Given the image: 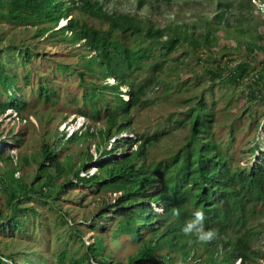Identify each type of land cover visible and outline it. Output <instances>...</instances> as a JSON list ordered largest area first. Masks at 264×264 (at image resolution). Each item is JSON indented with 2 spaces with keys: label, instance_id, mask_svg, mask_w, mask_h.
Returning <instances> with one entry per match:
<instances>
[{
  "label": "trees",
  "instance_id": "trees-1",
  "mask_svg": "<svg viewBox=\"0 0 264 264\" xmlns=\"http://www.w3.org/2000/svg\"><path fill=\"white\" fill-rule=\"evenodd\" d=\"M105 1L109 0H0V26L33 27L37 30L34 36L37 43L55 38L58 43L80 49L75 55L76 63H56L46 70L37 66L41 60L51 58L47 56L43 59L42 54L34 51L35 45L3 44L0 36V118L8 109L13 108L18 113L29 110L32 103L28 95L23 93L26 91L35 99V105L45 103L55 106L66 99L65 105L75 107L79 114L96 122L106 120L105 130L93 132L92 126L88 125L80 136L75 134L68 139L67 144L99 135L100 151L105 145L104 140L108 141L106 136H115L132 128L133 112L144 111L161 102L177 107L156 123L161 135L182 134L183 130L189 129L192 136L190 142L186 138L189 151L183 148L162 162H157L147 146V141L154 136L146 138L147 134H138L143 141L139 150L132 151L122 161L104 160L105 152L101 153L95 162L99 173L94 176H80L82 171L90 168L92 158L89 153L79 154L81 161L75 165L69 157L65 161L61 160L57 151L51 150L48 145L43 146L38 160L26 157L23 166L17 163L12 172L4 170L0 173V191L7 195L6 213L0 210L1 234L9 235L10 241L16 242L17 237H31L35 229H40L46 242L47 231L43 229L46 230L48 226L44 221V211L57 213L50 220L55 223V227L71 231L68 236L65 234L67 239L64 236L57 239L63 248L51 254L56 259L54 264H124L107 254L108 239L114 243L122 236L134 239L138 229H147L155 235V227L163 224L157 214L148 216V206L140 204L149 195L147 186L157 181L174 183L171 177L176 172L185 174L189 182L204 177L198 168L190 172L196 152L203 150L196 143L202 137L210 138L208 129L214 127L221 113L230 116L224 119L220 129L230 126L227 137L231 138V144L238 133L247 137L264 124V32L245 41L240 39L248 33L242 25L249 20L247 12L252 11V0L239 3L240 9L248 11L231 24L235 28L231 32L234 34L233 39L229 41L219 40L216 29L224 23L226 14L233 7L226 0H217L219 10L225 12L215 15L216 28L211 27L212 21H206L201 26L204 28L201 34L191 30H196L200 24L190 28L187 24L176 22L158 28L151 18L141 17L138 13L108 11ZM140 4L142 1L138 0L139 9L142 7ZM69 18L67 25L56 30L62 19ZM226 25L230 26L228 21ZM221 41V50L244 48L247 51L246 62L230 68L214 59L212 64L215 65L211 67L209 60L198 56V66L202 67L204 73L194 75L195 81L191 86L188 80L180 81L181 74L173 77L177 79V84L162 79L161 75L169 65H189L183 60L190 57L189 50L180 55V48L185 47L186 43L192 50L198 51L203 47L211 50L212 45ZM228 63L231 65L232 60ZM66 78L74 81L65 82ZM110 79L114 80L113 84L108 83ZM75 81L74 92H69V95L60 92L61 88H65L68 83L74 85ZM159 86H163L161 93L154 99L148 98L150 92L156 91ZM123 87L128 88L126 93L131 96L130 102L122 100ZM152 87L154 90L150 91ZM199 87L201 92L198 95L182 98L183 94H179ZM233 87L235 90H232ZM224 90H232V96ZM244 99L247 104L241 107L240 102ZM159 141L155 139L154 143ZM133 144V140H117L116 149H131ZM215 149L223 161L228 145H218ZM13 161L11 156L4 158L0 152V163ZM33 165L36 172L27 180L22 169H29ZM72 175L77 183L70 178ZM78 186L95 194L110 191L121 192L122 196L114 204L104 201L106 210L100 211L95 220L89 219L79 225L69 219L67 211H59L62 195L78 189ZM262 220L264 202L259 210L233 213L227 208L221 215L204 222L206 229L218 232L212 242H196L194 236L182 232L183 226L165 232L154 245H145L144 251L131 257L127 264H168L173 261L171 253L181 257V264H189L190 259L197 254L204 257L200 264H236L238 260H241L239 264H260L264 260V251L258 246L264 236ZM77 226L87 227L97 233L93 244H85L84 230ZM14 241L0 243V264H52L36 250L12 253L9 250L14 246ZM135 241L141 242L137 238ZM79 243L81 245L75 250ZM15 254L21 258H16Z\"/></svg>",
  "mask_w": 264,
  "mask_h": 264
},
{
  "label": "rangeland",
  "instance_id": "rangeland-1",
  "mask_svg": "<svg viewBox=\"0 0 264 264\" xmlns=\"http://www.w3.org/2000/svg\"><path fill=\"white\" fill-rule=\"evenodd\" d=\"M225 1V0H224ZM243 0H226V3H232L233 7L228 11L225 16L224 23L219 27L216 28L214 17L216 14H220L222 12L218 8V1L217 0H149L147 5L142 9L138 8V0H109L105 1V8L108 9L110 12H118L121 14H139L141 17H148L151 18L156 24L158 28L168 27L173 25L174 23H184L187 24L190 28H192L195 24L198 25L196 30L191 29L192 31H196V34L204 32L203 24L206 21H212V28L217 29V35L219 40L229 41L233 39L234 28L231 24L235 23L236 18L241 17L244 15L248 9H240L239 3ZM150 4V7H149ZM252 11H248L249 20L242 25L245 30L248 31L246 35L240 37L242 41L249 39L252 36H257L258 33L264 32V3L262 0H252ZM152 5V8H151ZM246 13V14H247ZM226 21L230 24V26L226 25ZM61 26V25H60ZM1 30V29H0ZM4 32L7 33L8 38L7 40H11L13 42L16 41L17 44L21 45H34L37 43L35 39H29L34 35L33 30H24L22 28L19 29H9L8 27H4ZM191 37L193 35H190ZM231 38V39H230ZM236 39V38H235ZM222 41L219 44L212 45L211 50L207 47L200 48L198 51L192 50L189 43H186L185 47L180 48V55L186 51L187 49L188 54L190 55L189 58H183L184 62L189 63L187 67H175L174 65H169L167 70L164 74L161 75L162 79L166 82H174L178 83L177 79H173L174 76H178L181 74V80H188L189 85L191 86L195 81L194 75H199L204 73L202 67H199L197 57L200 56L203 60H209L210 66L213 67L215 65L212 64V60L216 59L217 62L225 63L224 65L230 66V68H235L237 65L241 63H245L247 58V51L244 48L239 50L229 49V50H221L223 43ZM214 44V43H213ZM236 46V45H234ZM36 52L40 55H43V59L47 56L51 58L50 60H41V63L38 64V67L45 68L46 70L49 66H55L56 63H68L73 64L77 62L76 54L79 52L80 49H74V47L64 44L58 43L55 38H52L48 41H41L35 45ZM214 51L213 53H211ZM196 53V54H195ZM195 54V55H194ZM227 54V55H225ZM225 55V56H224ZM212 56V57H210ZM224 56V57H223ZM39 61L40 59H36ZM232 60L231 65L228 63ZM209 66V67H210ZM259 65H257L258 67ZM170 68V69H169ZM184 68H187L184 70ZM22 70L21 68H19ZM66 80V81H65ZM65 82H71L74 80H70V78H66ZM65 95H69V92H74L76 89V81L75 84L68 83L66 85ZM163 86H159L156 91L153 87L150 89L154 90V92H150L148 98L154 99L156 95H159L162 91ZM243 88V86H242ZM60 90V89H59ZM232 90H235L233 87ZM232 90L226 93H230L229 96H232ZM201 92V87L197 89H190L189 91H183L182 98H189L193 95H198ZM30 101L34 102V98L30 95ZM236 97V96H235ZM125 99H128L126 97ZM224 101V100H223ZM241 107L247 104L246 100H242ZM64 103H60L59 105L50 106V105H36L33 108H30L28 112L19 116L22 120H26V123L22 121H14L16 114L13 113L10 116H4L0 119V136L11 135L10 138L15 140H21L22 143L18 147L16 154L19 156V164L20 166L24 165V159L28 156L31 157L29 159H37L38 156L42 151L44 145H48L51 150H56L59 154L61 160H64L69 156L72 163L78 165L81 161V156L79 154L89 153L92 158L93 162L96 161L95 159L99 160V155L107 148L108 150L111 149V144H113V140L105 141L104 147L98 151V145L101 142L99 135L96 137L90 138L88 141H80L79 143L67 144L64 141L60 143L61 140L68 138L74 129H76L75 125L73 126L71 122H75L74 117L76 116V109L71 107L70 105H63ZM222 104V103H220ZM40 106V107H38ZM177 107L174 105H167L161 102L155 103L152 107L148 110L144 111H135L133 112V123H135L138 130L148 129L149 126L154 127V122L159 119L160 117H166L172 111H175ZM235 109V107L233 108ZM10 112L7 113V115ZM66 115L64 119V116ZM70 118V119H69ZM69 119V120H68ZM80 122H86L92 126L91 131L93 132H100L106 128L105 122H95L91 119H83ZM163 143L160 145L158 150L165 151V149H174L175 147H180L183 145V134L180 132L170 134L168 137H163ZM11 142L7 144L10 146ZM2 146V145H1ZM11 153V152H10ZM9 150H4V158L7 157V154H10ZM123 155L120 154V157ZM16 166L14 163L10 162H2L0 164V173L5 171L12 172L15 170ZM5 170V171H4ZM25 175L27 176L26 179L30 180L31 176L35 174L36 167L35 165L31 166L29 169H22ZM97 171L96 168H92L90 174H93ZM74 182V176H70ZM80 187L78 190L70 191L62 195L61 200L62 204L59 208L60 211H68L69 219L73 220L75 224L86 222L89 219L95 220V215L98 213V210L104 207V201L107 202L111 200L110 194L102 193L99 196L90 195L89 192L85 191ZM6 200L7 195L6 193H2L0 191V210L6 213ZM43 212V211H42ZM45 213V224L46 232L45 238L46 242L43 240L44 236L41 235L42 232L40 229H35L31 237H17V241L14 240V246L10 247L12 253H19V252H28L32 250L39 251L45 258H48L49 261L54 264L56 259L51 257V254L57 252L59 248H63L60 243V238L67 236L71 231L67 229L61 230V228L55 227L54 222H50L51 217L57 216V213L54 212ZM264 221V220H262ZM95 222V221H94ZM78 228L84 230L85 235V244H93L94 238L96 237V232H92L87 227L84 226H77ZM67 236L65 239H67ZM9 235H3L0 233V243H11ZM16 243V245H15ZM108 249L107 254L113 256L115 260L120 261L124 264L128 263V258L135 255L138 252V246L132 242L127 236H124L118 242L114 243L108 239ZM80 243L75 246V250L78 249ZM259 247L264 250V236L262 240L259 242ZM70 247V246H66ZM8 253V251H5ZM16 258H21L19 255L15 254ZM48 256V257H47ZM170 256H173V261L170 264H181V257L175 253H171ZM260 264H264V261H260ZM193 264H200L199 262L193 261Z\"/></svg>",
  "mask_w": 264,
  "mask_h": 264
},
{
  "label": "clouds",
  "instance_id": "clouds-1",
  "mask_svg": "<svg viewBox=\"0 0 264 264\" xmlns=\"http://www.w3.org/2000/svg\"><path fill=\"white\" fill-rule=\"evenodd\" d=\"M141 1L142 4L140 5H142V9L147 5L149 0ZM70 19L71 18L62 19L56 30H59L67 25L68 20ZM63 23L65 24L62 25ZM4 27H8L9 29L13 30L19 28L27 31L33 30L34 35L29 39L36 40V37L34 36L37 33V30L33 27H29L27 29L24 27L13 28L8 25H1L0 36L3 38V44L11 42L13 44H16L17 46H24L21 44H17L16 41L13 42L11 40H7L8 35L6 32H4ZM36 44L37 43H35L34 45ZM34 51H36V49ZM108 83L113 84L114 80L110 79ZM122 91L124 92L121 96L122 100L125 102H130L131 96L126 93L128 91V88L123 87ZM28 92L29 91L23 93L27 94L29 97ZM60 92L65 94L67 90L63 87L61 88ZM126 97H128V99H125ZM66 101V99H62L59 104L64 103L63 105H65ZM39 105H45V103ZM47 105L54 106L51 104ZM34 106L36 105L33 103L32 106L29 107V109L33 108ZM73 108L76 109L75 107ZM185 108L186 107H184V109ZM28 111H22L21 113H18V111L13 108L8 109L1 118H3L4 116H10L15 113L17 118H15L14 121L18 120L20 122L22 121L23 123H26V120H22L19 116H22ZM8 112H10V114L7 115ZM223 114L224 113H221L217 117L214 123V127L208 129L210 138L202 137L199 143H196V146L203 150H201L199 153L196 152V159L191 164L192 170L190 172L192 173L193 169L198 168L201 172H203L204 177L189 182V179L185 174L176 172L171 177L174 183H164L157 181L147 186L149 195L142 199L140 204L148 206V216L157 214L163 221V224L157 225L155 227L157 230L155 235L150 233V231L147 229H138L137 233L134 234V239L131 236H127L132 240L134 244L139 247L138 252L131 257H136L141 250L144 251L145 245H154L165 232L179 229L183 226L184 227L182 228V232L187 236H194L196 242L201 244L210 243L217 238L218 232L215 229H206L204 222L209 221L216 215H221L227 208H230L233 213L244 210L261 209L262 202H264V189H262L264 188V124L259 125L256 130L254 129L252 132H250L247 137H243V133H238L237 138L234 139L233 143L231 144V138L227 137V131L230 126L224 129H220L224 123V119L230 118V116L226 113L224 115ZM75 115L76 116L73 120L75 122L71 123H73V126L75 125L76 129L72 131V134L68 138L66 137L65 139L61 140L60 143H62L63 141L64 143H67L68 139L72 138L75 134L80 136L85 131L86 127L90 125L87 124L85 126L86 122H80L82 120L78 121L79 118H83L84 120L90 118L79 114L77 112V109ZM65 117L66 115L64 116V119H67ZM160 118H163V116ZM160 118L154 122V127L149 126L148 129H144L142 131L137 129L135 123H133L134 120H132V128L124 130L122 133L115 136H106L108 138V141L113 140V144H111L110 150L105 148L103 159H118L119 161H122L125 157L129 156L132 151L139 150L143 141L138 134L143 136L147 134L145 136L146 138H149L150 135L154 136L151 140L147 141V146L149 147L150 152H152L151 156L157 162H162L166 159V157L169 158L170 154H175L176 152L181 151L183 148H186V151H189L186 141L187 137L188 141H191L192 133L189 131V129L183 130V145H181L180 147H175L174 149H165V151L163 152L158 150L160 148V145L163 143V137H168L162 136L161 132H159L158 128L156 127V123L161 120ZM101 121H104L106 126V120L103 119ZM144 131L147 132L143 133ZM10 137L11 135L9 136L6 134L4 137L0 136V152H2L4 156V150L8 149L9 153H11L7 154V156H11L14 159L13 163L15 164V166H17V163L19 164L20 160L19 156L16 154V151L21 145L22 141L15 140ZM155 139H159L160 141L158 143H154ZM117 140H124L125 142L133 140L134 144L131 149L119 148L117 151ZM9 141L11 142V145L7 146ZM83 141L86 142L88 140ZM211 144H213L212 147H210ZM218 145H228V150L226 152L227 155L223 161L219 159V152L215 149V147H217ZM120 154H122L123 156L120 157ZM90 157L92 158L91 155ZM95 160L97 161V159ZM96 161L93 162L92 158V161L89 162L90 168L88 170L82 171L80 173V176H94L99 173V167L95 165ZM92 168H96L97 171L93 174H90ZM79 188L80 187L78 186V189ZM85 191L89 192L90 195L95 196H99L102 193L110 194L111 200H108L107 202H110L112 204H114L115 201L122 196L121 192L102 191L98 194H95L88 191V189H86ZM103 210H106V208L103 207L99 209L98 213ZM98 213L95 215V217L98 215ZM106 224L109 223L107 222ZM123 237L124 236L118 238L117 242ZM136 238L141 240V242L135 241ZM197 255L198 256L194 257L193 259H190L189 264H193V261L199 263L202 262V259L204 257H200L199 254ZM131 257L128 258V262ZM137 259H140V257H138ZM171 262L172 261H170L168 264H170ZM240 262L241 260H238L236 264H239ZM137 264H149V262Z\"/></svg>",
  "mask_w": 264,
  "mask_h": 264
},
{
  "label": "bare ground",
  "instance_id": "bare-ground-1",
  "mask_svg": "<svg viewBox=\"0 0 264 264\" xmlns=\"http://www.w3.org/2000/svg\"><path fill=\"white\" fill-rule=\"evenodd\" d=\"M65 23H63L62 25H64Z\"/></svg>",
  "mask_w": 264,
  "mask_h": 264
}]
</instances>
